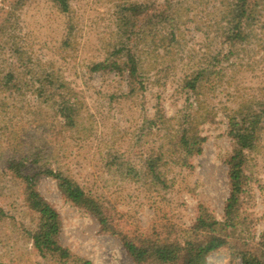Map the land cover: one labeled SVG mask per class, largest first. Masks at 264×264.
<instances>
[{
    "label": "rangeland",
    "instance_id": "1",
    "mask_svg": "<svg viewBox=\"0 0 264 264\" xmlns=\"http://www.w3.org/2000/svg\"><path fill=\"white\" fill-rule=\"evenodd\" d=\"M237 1L69 0L63 13L52 0H0V264H134L120 237L47 174L35 189L57 211L58 242L72 257L40 255L32 238L40 214L6 169L31 153L36 169L61 172L98 198L136 243L184 244L200 215L225 221L238 147L230 118L264 109V0H246L255 16L249 27L243 19L246 39L234 42L226 29L236 25ZM129 50L141 60L143 89L117 72H90ZM196 73L206 78L201 87L185 88ZM62 96L76 109L73 125L59 111ZM183 128L205 138L186 161L175 146ZM244 155L230 244L207 264H242L237 250L257 253L264 240V120Z\"/></svg>",
    "mask_w": 264,
    "mask_h": 264
},
{
    "label": "trees",
    "instance_id": "2",
    "mask_svg": "<svg viewBox=\"0 0 264 264\" xmlns=\"http://www.w3.org/2000/svg\"><path fill=\"white\" fill-rule=\"evenodd\" d=\"M52 1L63 13L70 11L69 0ZM232 6V12L236 14L234 20L237 22L233 28L231 27L232 29H226V34L228 36L232 34L229 36L230 41H244L246 38L243 36L244 32L241 30L243 29L242 25H244L243 19L248 16L245 25L249 27L251 25L249 22L254 18L255 14L253 13V9L249 10L246 0H238ZM228 23H231V20ZM171 36L175 37L176 34L172 32ZM113 56L116 58H112ZM140 61L137 53L129 50L127 55L116 56L115 54H111L104 61L93 64L90 72H117L121 76H126L131 87L138 86L143 89L142 85L145 74L142 72ZM213 74H207L209 77L208 82H210ZM190 76H187L188 80L185 82V88L197 91L201 87L199 84L204 82L206 78H204V74L200 73L191 74ZM12 77L13 75L9 74V80ZM37 91L39 92V96L42 97L44 93L43 88L41 87ZM61 99V102L58 104L59 111L62 117L73 125L76 109L70 105V101L66 100L64 96ZM263 120L264 109L257 112L247 111V113L239 110L236 115L230 118L229 135L236 140L238 147L229 162L231 192L225 206V221L219 222L214 218L211 219L207 214L200 215L190 230L191 239L184 244L179 242L164 243L150 239L136 243L116 230L110 221L109 215L106 213L103 203L98 198L87 193L72 178L48 168L41 171L36 169L34 165L38 161L33 159L32 153L27 154L20 160L10 159L6 164V169L12 172L15 178L23 181V184L26 185L24 193L25 201L28 202L33 211L40 214V225L32 238L35 248L43 258L59 257L61 259H69L72 257L68 249L63 248L58 242L61 223L57 211L35 189L38 177L42 174H47L58 181L60 191L70 203L94 215L104 232L120 237L124 248L132 258L134 264H207V259L212 253L230 244L229 237L231 233H228V229L231 228L232 230L235 227L234 216L238 211L240 198L245 190L244 165L247 157L244 155V150L255 148L259 132L262 129ZM204 142L205 138L201 137L198 133H192L187 128H183L175 146L180 149L182 157L186 161L188 157L202 153ZM159 158L162 159L161 156ZM28 162L30 163L28 164ZM149 163V171H153L155 164L152 161H149ZM240 249L237 251L242 264H264V240L259 244L257 253L251 251L242 252Z\"/></svg>",
    "mask_w": 264,
    "mask_h": 264
}]
</instances>
